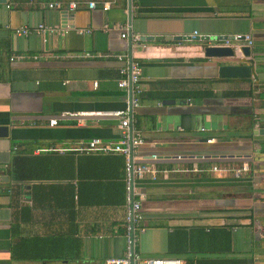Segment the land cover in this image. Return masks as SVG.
<instances>
[{
	"label": "crops",
	"instance_id": "1",
	"mask_svg": "<svg viewBox=\"0 0 264 264\" xmlns=\"http://www.w3.org/2000/svg\"><path fill=\"white\" fill-rule=\"evenodd\" d=\"M70 1L0 0V125L8 127L0 137V264L123 256L124 156L73 149L120 137L117 118L96 114L128 106V90L116 84L124 63L111 53L141 65L143 93L130 121L145 143L135 156L157 168L155 179L136 183L143 230L135 250L181 264H264V137L251 130L264 126V0H111L109 9L104 0L69 9ZM40 23L54 30L15 32ZM130 28L140 36L249 33L258 79L220 78L225 59L204 57L199 40L134 44ZM248 89L252 96L230 94ZM243 163L249 171L240 178L212 169Z\"/></svg>",
	"mask_w": 264,
	"mask_h": 264
},
{
	"label": "built area",
	"instance_id": "2",
	"mask_svg": "<svg viewBox=\"0 0 264 264\" xmlns=\"http://www.w3.org/2000/svg\"><path fill=\"white\" fill-rule=\"evenodd\" d=\"M112 1L104 0L101 2V7L103 9H109ZM82 3H86L89 8H95L96 2L94 0L87 1H76L72 0L68 3L69 9H75L79 7ZM49 7L59 8L60 3L52 2L49 3ZM54 28L40 23L35 28H17L15 32L22 34L24 36L29 35L33 31L45 32L53 31ZM79 32H84L80 30ZM122 37H126V33L121 34ZM189 41L208 39L217 44L223 45H234L239 41H243L249 46H253V37L249 33H232L231 35L225 34H210V33H200L198 31H193L191 34H185ZM140 35L132 34L131 40L134 44H138ZM119 62L124 63L118 68L119 77L116 79V84L119 88H124L128 90L131 85V109L139 107L140 97L143 93V85L141 83V65L138 61L132 60L127 61L126 55L121 53H111ZM17 58H22V55H16ZM10 61L13 57L11 56ZM97 82H94V86ZM96 114L115 117L119 120L120 126V137L115 141H103L100 138H92L85 143H80L79 146L73 149L79 152L85 153H118L124 156V184H125V215H124V235L126 239V250L121 257H109L105 259L103 264H181V259L173 256H144L135 250H131L132 246H135L137 240L136 233L143 230V212L141 206V199L143 197L142 193L136 190V183L147 175H150L152 179L156 178V167L152 163H146L143 160H136V150L145 143L143 137L140 136L138 131L131 128V110L129 105L125 109L109 110V111H99ZM63 116L75 115L72 113H63ZM57 123L56 118L49 120L50 125H55ZM214 141L213 138L207 139V142ZM149 159L155 160L158 158L157 154L153 153ZM213 171L231 174L238 178L244 173L249 171V166L247 163L240 164L238 166H217L212 167Z\"/></svg>",
	"mask_w": 264,
	"mask_h": 264
},
{
	"label": "water",
	"instance_id": "3",
	"mask_svg": "<svg viewBox=\"0 0 264 264\" xmlns=\"http://www.w3.org/2000/svg\"><path fill=\"white\" fill-rule=\"evenodd\" d=\"M4 2V0H2ZM131 24V23H130ZM150 29V28H149ZM132 29L130 28L128 35H132ZM143 35L140 36L139 43L145 41H153V40H162V39H189L188 37L181 35V34H173V33H161L157 32H143ZM130 41L131 37H130ZM203 51L204 57L208 58H217L221 59L224 58L225 61L220 63L217 68V75L220 78H238V79H245L251 78L257 81L258 73L257 67L261 63L260 55L253 51V47L245 44L242 40L237 42L234 45H223L214 43L207 38L201 41L199 45ZM231 59L230 61H228ZM132 61L130 56L129 62ZM129 93V100L128 105L131 110V117L132 120V109H131V85L128 88ZM260 119H257V122ZM264 120V118H263ZM262 121V119H261ZM133 129V127L131 126ZM8 127L6 125H0V137L7 136ZM252 134L257 137H264V126H258L252 128ZM260 231L254 233V239H259ZM131 250L134 251V246L131 247ZM134 264V263H133Z\"/></svg>",
	"mask_w": 264,
	"mask_h": 264
},
{
	"label": "trees",
	"instance_id": "4",
	"mask_svg": "<svg viewBox=\"0 0 264 264\" xmlns=\"http://www.w3.org/2000/svg\"><path fill=\"white\" fill-rule=\"evenodd\" d=\"M137 61V60H135ZM230 94H235V95H245V96H252V90L251 89H248V90H238V91H235V92H230ZM212 95V93H211ZM260 96H264V94H261ZM15 166V164H13ZM14 177H15V174H14ZM16 178V177H15ZM225 211L227 213H232L233 216H242L244 214V212H250L249 208H226ZM234 213V214H233ZM231 215V216H232ZM124 228V226H123ZM230 227H225L222 229V238H223V242H224V251L225 252H230L231 249H232V239H233V236H232V232L229 230ZM10 257L12 259V245L10 247Z\"/></svg>",
	"mask_w": 264,
	"mask_h": 264
},
{
	"label": "rangeland",
	"instance_id": "5",
	"mask_svg": "<svg viewBox=\"0 0 264 264\" xmlns=\"http://www.w3.org/2000/svg\"><path fill=\"white\" fill-rule=\"evenodd\" d=\"M252 130V129H251ZM238 165H240V164H234L233 166H238ZM230 177L233 179V178H236V177H234L233 175H231L230 174ZM242 177V176H241ZM238 178H240V177H238ZM238 188V187H237ZM237 188L236 187H231V191H236L237 190ZM243 189V188H242Z\"/></svg>",
	"mask_w": 264,
	"mask_h": 264
}]
</instances>
